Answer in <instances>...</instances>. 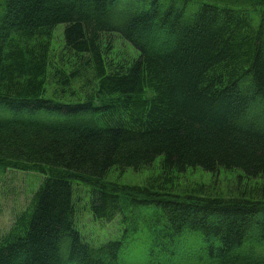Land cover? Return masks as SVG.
Masks as SVG:
<instances>
[{"label": "trees", "instance_id": "16d2710c", "mask_svg": "<svg viewBox=\"0 0 264 264\" xmlns=\"http://www.w3.org/2000/svg\"><path fill=\"white\" fill-rule=\"evenodd\" d=\"M112 34L134 51L116 58ZM89 70L94 93L57 96ZM158 157L143 185L107 180ZM189 168L244 175L226 193L175 184ZM10 171L45 179L0 264H125L139 230L152 264H264V0H0V186ZM75 182L124 239H83Z\"/></svg>", "mask_w": 264, "mask_h": 264}, {"label": "rangeland", "instance_id": "374dc122", "mask_svg": "<svg viewBox=\"0 0 264 264\" xmlns=\"http://www.w3.org/2000/svg\"><path fill=\"white\" fill-rule=\"evenodd\" d=\"M231 3L233 2L231 1ZM240 5L247 6L252 5V3L242 1ZM63 30L64 24H60L54 32L53 48L56 54L63 50ZM111 37L116 49L114 52L116 58L122 54L121 50H124L126 54L134 51L131 45L117 34H112ZM95 86L96 78L93 72L89 70L74 79L72 84L66 87L65 90L60 86H56V92L57 96L64 100H83L95 92ZM160 161L161 158L158 157L152 165L139 170H134L133 168H127L123 171L112 169L107 180L122 186L143 185L148 178L161 174ZM242 175H244V172L238 169H221L213 173L204 171L201 168H189L183 173L174 175V183L184 187L205 183L210 185V187H215L220 192L226 193L228 189L240 181ZM44 179L45 176L37 172L10 171L7 173L4 182L0 186V235L10 228L16 214L23 210L30 201L32 189H34L33 192L36 191ZM74 189L75 197L77 198L76 225L83 239L95 244L124 239L126 222L123 218L119 216L112 222H102L95 219L87 202L90 197L91 188L86 184L75 182ZM139 222L146 228L147 225L144 220L140 219ZM148 238H150L149 235ZM124 248L123 259L125 260V264H152L149 256L151 242L149 243L145 240L143 231H135L125 239ZM127 248L129 250L128 253ZM160 248L162 246H159L157 250ZM157 255L158 252L155 254L156 258Z\"/></svg>", "mask_w": 264, "mask_h": 264}]
</instances>
